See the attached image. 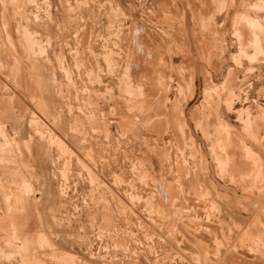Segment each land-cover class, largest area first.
Returning a JSON list of instances; mask_svg holds the SVG:
<instances>
[{
    "label": "rangeland",
    "instance_id": "obj_1",
    "mask_svg": "<svg viewBox=\"0 0 264 264\" xmlns=\"http://www.w3.org/2000/svg\"><path fill=\"white\" fill-rule=\"evenodd\" d=\"M0 264H264V0H0Z\"/></svg>",
    "mask_w": 264,
    "mask_h": 264
}]
</instances>
